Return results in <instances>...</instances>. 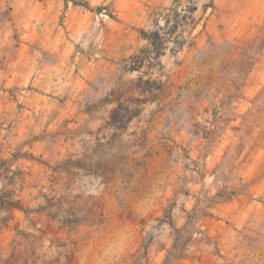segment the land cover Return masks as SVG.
I'll return each instance as SVG.
<instances>
[{"label": "rangeland", "instance_id": "rangeland-1", "mask_svg": "<svg viewBox=\"0 0 264 264\" xmlns=\"http://www.w3.org/2000/svg\"><path fill=\"white\" fill-rule=\"evenodd\" d=\"M115 3L0 0V232L21 221L25 264L85 245L149 264L165 230L211 242L205 220L228 228L222 205L247 194L238 170L264 169V0Z\"/></svg>", "mask_w": 264, "mask_h": 264}, {"label": "crops", "instance_id": "crops-1", "mask_svg": "<svg viewBox=\"0 0 264 264\" xmlns=\"http://www.w3.org/2000/svg\"><path fill=\"white\" fill-rule=\"evenodd\" d=\"M125 2L126 0H116L115 4L117 7H121ZM139 37L143 42H147L140 35ZM132 72H138V70ZM112 104L114 103L111 102ZM263 172L264 169L257 164H245L238 170V175L241 177L239 182L247 184L245 188L247 194L239 195L237 199L227 201L222 205L223 216L231 220L232 223L228 228L211 219L205 220V234L211 236V242L178 245L174 234H170L169 230L161 231V247L159 248L160 245H157L147 249L146 259L149 264L152 260L154 262L161 261V264H264V204L262 203L264 202V180L254 182L251 186L248 185ZM39 215L37 213L35 219H38ZM10 222L16 228L7 226L0 232V264H25L26 259L17 255L21 250L20 244L23 243V240L15 234L18 232L17 229L21 221L13 216ZM46 224L48 226V221ZM34 225L36 223H30V226ZM96 228L99 229L98 231L101 229V227ZM41 229H43L40 231L41 236L49 233L45 227ZM130 230V228L127 229L124 235H131L133 232ZM57 231L54 229L51 234L56 235ZM108 235L109 237L103 238V240L107 241L110 247L125 238L118 237V232H115V229L110 230ZM41 239L42 237L37 241L39 242ZM133 239L132 235V238H127L125 243L122 242L128 251L135 250L138 245L137 239H135L136 244ZM102 258L110 261L111 256L104 257L96 252V247L89 249L85 245L77 251L72 259L68 258L67 262L70 264H99L96 259Z\"/></svg>", "mask_w": 264, "mask_h": 264}, {"label": "trees", "instance_id": "trees-1", "mask_svg": "<svg viewBox=\"0 0 264 264\" xmlns=\"http://www.w3.org/2000/svg\"><path fill=\"white\" fill-rule=\"evenodd\" d=\"M86 8H88V4H84ZM91 9V8H89ZM99 10V8L97 9ZM140 35L143 37V39L147 40L149 45L152 47V50L155 54V57L158 58L161 56L162 51L164 50L163 45L164 41L161 39L160 35L157 31H151L147 32L144 30H139ZM134 58L138 59V56H135ZM142 62L139 61L137 66H130L131 71H137L141 69Z\"/></svg>", "mask_w": 264, "mask_h": 264}, {"label": "built area", "instance_id": "built-area-1", "mask_svg": "<svg viewBox=\"0 0 264 264\" xmlns=\"http://www.w3.org/2000/svg\"><path fill=\"white\" fill-rule=\"evenodd\" d=\"M195 235H198L200 237L201 236V233H197V234L195 233Z\"/></svg>", "mask_w": 264, "mask_h": 264}]
</instances>
